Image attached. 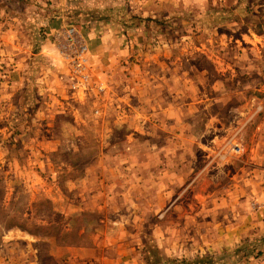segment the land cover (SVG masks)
<instances>
[{
  "label": "rangeland",
  "instance_id": "rangeland-1",
  "mask_svg": "<svg viewBox=\"0 0 264 264\" xmlns=\"http://www.w3.org/2000/svg\"><path fill=\"white\" fill-rule=\"evenodd\" d=\"M24 263L264 264V0H0Z\"/></svg>",
  "mask_w": 264,
  "mask_h": 264
},
{
  "label": "built area",
  "instance_id": "built-area-1",
  "mask_svg": "<svg viewBox=\"0 0 264 264\" xmlns=\"http://www.w3.org/2000/svg\"><path fill=\"white\" fill-rule=\"evenodd\" d=\"M68 36H69V39L73 41V40H74V31H71V32L68 34ZM83 63H85V60H82L81 62H79L78 67H79L80 69L83 68Z\"/></svg>",
  "mask_w": 264,
  "mask_h": 264
},
{
  "label": "crops",
  "instance_id": "crops-1",
  "mask_svg": "<svg viewBox=\"0 0 264 264\" xmlns=\"http://www.w3.org/2000/svg\"><path fill=\"white\" fill-rule=\"evenodd\" d=\"M30 175V174H29ZM54 258V257H53ZM59 260V259H58ZM61 261V260H60ZM60 261H58V262H60ZM24 264H28V263H24Z\"/></svg>",
  "mask_w": 264,
  "mask_h": 264
},
{
  "label": "trees",
  "instance_id": "trees-1",
  "mask_svg": "<svg viewBox=\"0 0 264 264\" xmlns=\"http://www.w3.org/2000/svg\"><path fill=\"white\" fill-rule=\"evenodd\" d=\"M207 261V260H206ZM183 263V262H182Z\"/></svg>",
  "mask_w": 264,
  "mask_h": 264
}]
</instances>
